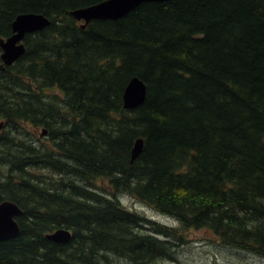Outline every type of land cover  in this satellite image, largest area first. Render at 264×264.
Masks as SVG:
<instances>
[{"label":"trees","instance_id":"16d2710c","mask_svg":"<svg viewBox=\"0 0 264 264\" xmlns=\"http://www.w3.org/2000/svg\"><path fill=\"white\" fill-rule=\"evenodd\" d=\"M103 1L0 0V38L19 15L51 21L0 69V204L23 211L21 234L0 242V264H154L182 229L264 258V0L149 2L85 28L71 14ZM135 77L146 100L126 110ZM25 122L53 144L27 143ZM36 168L107 179L112 193ZM119 193L181 229L127 209ZM59 229L72 232L68 244L47 238Z\"/></svg>","mask_w":264,"mask_h":264},{"label":"water","instance_id":"95a60500","mask_svg":"<svg viewBox=\"0 0 264 264\" xmlns=\"http://www.w3.org/2000/svg\"><path fill=\"white\" fill-rule=\"evenodd\" d=\"M170 0H106L96 5L73 11L72 16L83 23L85 28L95 20L117 21L143 3H163ZM51 25V21L40 14L19 15L12 24V36L0 38V58L2 63L0 69L12 66L26 52L24 40L28 34L42 31ZM147 96V86L138 77L133 78L127 85L123 103L126 110H134L141 106ZM2 124L0 125V129ZM144 148L142 139H138L132 150V162L137 160ZM23 215L22 209L12 201H4L0 204V242L17 238L21 234V228L17 218ZM73 234L68 229H59L47 236L50 241L57 244H68Z\"/></svg>","mask_w":264,"mask_h":264},{"label":"rangeland","instance_id":"374dc122","mask_svg":"<svg viewBox=\"0 0 264 264\" xmlns=\"http://www.w3.org/2000/svg\"><path fill=\"white\" fill-rule=\"evenodd\" d=\"M21 133L24 134L27 143H34V146L42 148L43 146H51L53 141L49 139L46 128H36L30 122L19 125ZM18 132V131H16ZM15 132V135H20ZM5 134L0 129V136ZM16 138V137H15ZM51 140V141H50ZM7 172V168H3ZM37 175L51 177L54 181L64 179L65 181L73 180L83 184L90 189L111 195L112 188L109 180L98 179L94 183H82L79 178H75L69 174L59 175L49 168L34 169ZM123 205L130 210L140 213L141 215L160 223L170 229L180 230V224L176 219L164 216L154 211L144 203L134 199L126 193L118 194ZM177 240H172L173 246L169 251V255L160 259L154 264H264V258L258 254L246 250L234 249L225 245L219 237L212 231L207 229L201 230H184L182 229ZM108 261L111 264H131L129 261L116 256H109Z\"/></svg>","mask_w":264,"mask_h":264},{"label":"bare ground","instance_id":"6f19581e","mask_svg":"<svg viewBox=\"0 0 264 264\" xmlns=\"http://www.w3.org/2000/svg\"><path fill=\"white\" fill-rule=\"evenodd\" d=\"M44 16V15H43Z\"/></svg>","mask_w":264,"mask_h":264}]
</instances>
